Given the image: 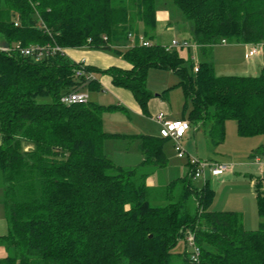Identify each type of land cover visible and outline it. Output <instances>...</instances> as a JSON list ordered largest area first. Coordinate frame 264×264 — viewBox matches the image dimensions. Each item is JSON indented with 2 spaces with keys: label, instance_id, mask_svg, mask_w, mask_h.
Returning a JSON list of instances; mask_svg holds the SVG:
<instances>
[{
  "label": "trees",
  "instance_id": "1",
  "mask_svg": "<svg viewBox=\"0 0 264 264\" xmlns=\"http://www.w3.org/2000/svg\"><path fill=\"white\" fill-rule=\"evenodd\" d=\"M158 1L0 0L2 43L64 48L40 59L0 51V173L8 223L0 235L7 250L0 264H172L174 247L180 240L187 243L190 233L200 259L193 262L186 251L183 264H264V173L251 175L262 218L257 229H247L239 211L211 209L210 178L201 188L194 186L190 164L178 178L182 189L176 193V180L168 182L161 203H154L149 196L155 198V188L147 178L151 168L168 165L169 138L133 135L144 160L134 167L119 165L104 143L125 135L105 130L103 115L126 108L61 100L85 88L101 90L99 76L107 74L147 113L154 97L149 71L160 67L178 76L175 86L191 104L189 117L182 119L191 127L206 126L214 144L225 140L231 119L242 137L264 133V65L257 75H218L211 57L224 39L264 42V0H166L191 21L188 40L197 48H181L188 57L161 43L139 44L140 33L149 41L156 36ZM69 48L107 51L131 67L82 66L67 54ZM196 52L205 58L197 60ZM80 68L82 76L76 74Z\"/></svg>",
  "mask_w": 264,
  "mask_h": 264
},
{
  "label": "rangeland",
  "instance_id": "2",
  "mask_svg": "<svg viewBox=\"0 0 264 264\" xmlns=\"http://www.w3.org/2000/svg\"><path fill=\"white\" fill-rule=\"evenodd\" d=\"M157 10L167 11L170 18V26L163 28L161 32H158L155 38L151 39L152 43L161 44H171L173 39L177 41H183L191 37L190 24L183 18L181 11L173 4L172 1L159 0L157 2ZM232 42L219 43L214 48L211 49V57L213 56V62H215V71L218 75H229L235 73H244L240 67L243 65L244 52H240L241 48L238 49V54L231 59L229 53L227 52ZM264 46V42L261 43ZM181 49V48H179ZM180 53L188 57V50L181 49ZM194 53V51H193ZM197 53V60L200 58H205ZM245 64V63H244ZM237 71V72H236ZM250 75V74H243ZM178 76L169 69L152 67L149 71L148 76V88L153 92L154 95H159L163 98L166 92L165 89L173 87L170 104L171 113L168 115L164 112L168 118H182L183 116L189 117L191 104L185 103V97L182 89L176 87L178 83ZM84 91L88 93L89 99L97 103H103L109 105L108 103H114V95L110 90H89L85 88ZM166 98L168 96L166 95ZM117 104V103H115ZM125 111L122 109L107 111L103 115L104 119V129H111V127L116 130H130L134 128H141V126L155 127L156 134L159 133L156 128L157 123L155 118L159 113L149 116V109L147 113H142L141 121H138L136 115L132 113L128 106H125ZM127 111V112H126ZM136 121V122H135ZM226 138L220 144H214L207 136L206 126H192L191 131L183 139V147L188 151L190 156L200 157L203 160H209L212 162H222L232 166V172L225 173L220 176L211 177L209 170L206 171L207 179L210 178L211 185L215 191V197L211 206V209L215 210H238L243 214L244 225L247 229H257L261 224V217L258 212L256 194L254 191V183L251 175H257V163L255 158L251 156L253 152L257 150L261 151L264 149V135L257 139H245L244 137L238 135L237 132V122L234 119L228 120L226 124ZM108 131V130H107ZM1 142V134H0ZM252 145L253 149H248L249 145ZM260 144V145H259ZM29 145H25V149H28ZM127 143L121 141L118 137H112L105 140L104 150L111 157L121 156L126 154ZM129 149V148H128ZM164 149L168 158V165L166 167H157L153 173L152 179L156 183V188L154 190V196H149V199L154 203H161V198L164 196V186L168 182H175L172 189L174 192H178L182 189V181L178 178H184L189 169V157L186 155L184 157H179L177 151L174 147V142L169 139L164 144ZM248 149V150H246ZM114 151H120L114 155ZM124 151V152H122ZM264 156V152H261ZM112 154V155H111ZM127 156V155H125ZM116 160L122 161L120 157ZM149 181H152L151 179ZM206 181V178H199L191 180L194 186L201 188ZM149 183V182H148ZM2 186V175L0 173V187ZM1 216L5 218V206L0 204ZM1 256L7 255V250L4 246H1ZM187 248V249H186ZM193 250L185 240H180L173 249V261L172 264H183L185 252H190Z\"/></svg>",
  "mask_w": 264,
  "mask_h": 264
},
{
  "label": "crops",
  "instance_id": "3",
  "mask_svg": "<svg viewBox=\"0 0 264 264\" xmlns=\"http://www.w3.org/2000/svg\"><path fill=\"white\" fill-rule=\"evenodd\" d=\"M169 26H170L169 13L167 11L165 12V11L157 10L156 34L158 32H161V30L163 28H166ZM227 44H229V42H227ZM251 45H252L251 43H235V44H232V46H230L231 48H229V50L227 51L229 53V57H231V59L234 58L235 56H237V54H238L237 52H238L239 48H241L240 52H242V51L244 52L243 65L240 67V69L243 70L244 73H235V74H237V75H243V74L257 75L260 72L261 67L264 65V46L261 44L259 52L257 54L252 55V56H249L248 52L250 50ZM66 52L75 61H84L86 64L96 66V67H100V68H108L110 66H118V67H122V68H130L131 67V65L127 61H125L123 58L116 56L110 52L103 51V50L86 49V48H69V49H66ZM198 54L201 55L199 52H198ZM212 60H213V56H212ZM214 66H215V62H214ZM99 81H100L103 89L110 90L114 95L113 99L115 100V102L114 103H108V104L117 103L118 105L120 104L124 107L128 106V109H131L132 113H134V115H136L135 119L137 118L138 121L143 120L141 117V115L144 116L142 114L143 110L140 107L139 103L136 101L134 95L132 94V92L130 90L114 85L112 83L111 77L107 74L100 75ZM171 89L169 91H165L166 94H165V96L163 95V98L159 97V95H154V97H152L149 100V103H148V109L150 112L149 116H153L154 114H157L160 112H166L168 115L171 113V110H172L171 104H170V101H171L170 97H171V93H172ZM166 95L168 96V98H166ZM101 104H103V103H101ZM124 111H125V109H124ZM168 115H166V117ZM154 118L156 121V117H154ZM168 119L173 120V118H168ZM174 119H182V118L179 117V118H174ZM110 128L111 129H107L109 132L119 133V134L125 135V137H118V138L121 141L127 143V149L125 150L126 151L125 155H127V156L122 154L121 156L111 157L110 155L107 154V152H106V154L111 159H113V161L115 163L122 165V166H126V167L138 166L144 160V154L140 148V140L133 135L148 134V135L159 136V133L158 134L154 133L155 127H153V129H152V126H149L148 129L146 126L145 127L141 126V128H134V129L125 130V131L116 130L115 128H113L111 126H110ZM156 128L159 131L160 126L158 123H157ZM191 129H192V127L187 131L184 138L191 131ZM263 135H264V133L257 135V136L244 137V138L245 139H257L259 137H262ZM254 148L255 147H253L251 144L248 147L249 150L250 149L254 150ZM248 149H246V150H248ZM119 152L120 151H118V152L114 151L113 153H114V155H116ZM122 152H124V151H122ZM263 152H264V149H263ZM258 156H259L261 162L256 164L258 166L257 173H264V156L262 155V153ZM118 157H120L122 159V161L118 162V160H116V158H118ZM153 169L155 170L156 168H151V171H154ZM229 172L231 173L232 171H229ZM226 173H228V172H226ZM153 176H154V173L152 172L150 174V176L147 178V184L152 189L156 188V185H155L156 183L152 179ZM150 179L152 181H149ZM253 183H254V181H253ZM2 197H3L2 187H0V204H2ZM236 211H238V210H236ZM243 221H244V218H243ZM7 231H8V223L6 220V216L4 218L3 216H1V212H0V235L6 234ZM1 246H3V245L0 244V247ZM1 249L2 248H0V254L3 251ZM5 256L0 255V258H3Z\"/></svg>",
  "mask_w": 264,
  "mask_h": 264
},
{
  "label": "built area",
  "instance_id": "4",
  "mask_svg": "<svg viewBox=\"0 0 264 264\" xmlns=\"http://www.w3.org/2000/svg\"><path fill=\"white\" fill-rule=\"evenodd\" d=\"M17 24V23H16ZM128 38L132 43L135 42L136 38L134 34L130 33ZM139 44L143 46H150L151 41L145 38L143 33L137 35ZM221 43H227L224 39ZM261 43L252 44L250 50L248 52L249 56L257 54L259 52ZM167 49L173 48H197V44L194 42L184 39L183 41H177L173 39L171 44H166ZM0 51L11 54L13 52H20L24 55H34L37 59L43 58L45 56H51L58 52H64V48L58 45H40V44H30L24 46L21 42H17L14 44H5L0 41ZM195 58V56H193ZM84 66L86 63L84 61H79ZM195 70H198V65H195ZM76 74L78 76H82L85 74V71L80 68L77 70ZM87 77L94 79L95 75L92 72L87 73ZM89 99L88 93L85 91H74L68 94H65L61 100L66 104L71 103H82L87 102ZM156 122L159 124V134L162 137H167L174 142L175 150L179 157L188 156L189 164L191 167V174L193 179L206 178V171L209 170L210 176H220L226 172L232 171V166L222 163V162H212L209 160H203L197 156H190L188 151L183 147L182 141L187 131L191 128V125L186 119H167L166 114L164 112H160L156 116ZM255 162H261L259 156L255 158ZM187 244L193 248L190 252V258L193 262H199L201 250L199 246L196 244L195 236L193 233L188 234L186 238Z\"/></svg>",
  "mask_w": 264,
  "mask_h": 264
}]
</instances>
